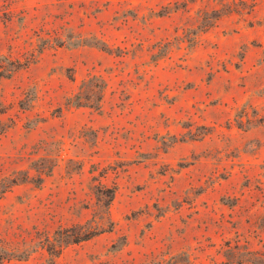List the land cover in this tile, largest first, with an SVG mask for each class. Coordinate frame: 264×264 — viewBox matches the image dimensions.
<instances>
[{
  "label": "rangeland",
  "instance_id": "obj_1",
  "mask_svg": "<svg viewBox=\"0 0 264 264\" xmlns=\"http://www.w3.org/2000/svg\"><path fill=\"white\" fill-rule=\"evenodd\" d=\"M0 264H264V0H0Z\"/></svg>",
  "mask_w": 264,
  "mask_h": 264
}]
</instances>
